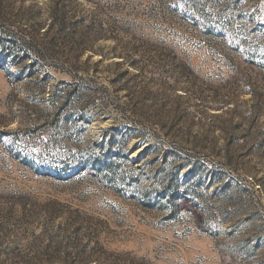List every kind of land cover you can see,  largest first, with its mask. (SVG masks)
Listing matches in <instances>:
<instances>
[{
	"label": "rangeland",
	"instance_id": "rangeland-1",
	"mask_svg": "<svg viewBox=\"0 0 264 264\" xmlns=\"http://www.w3.org/2000/svg\"><path fill=\"white\" fill-rule=\"evenodd\" d=\"M50 9L55 56L0 44V264H264V0H0L1 34Z\"/></svg>",
	"mask_w": 264,
	"mask_h": 264
},
{
	"label": "trees",
	"instance_id": "trees-1",
	"mask_svg": "<svg viewBox=\"0 0 264 264\" xmlns=\"http://www.w3.org/2000/svg\"><path fill=\"white\" fill-rule=\"evenodd\" d=\"M67 20V14L63 9H50V12L47 15V21L44 24L39 23L34 26V30L30 33L20 32L19 39L14 38V34L10 31L8 34H1L2 31H0V44L4 45L5 42L2 41V36L5 37L7 35L9 38L8 40L13 42L12 44H15L18 49L23 52L25 58H31V62L25 69L29 72V68L35 69L37 64H41V62L55 56L58 51L56 47L59 42L64 43L65 41H70L72 40V37H70L71 35H77V31L73 29L74 26L72 29L68 28ZM41 31L43 32L40 33ZM25 58H23L21 62ZM10 64L12 66H17L16 63ZM70 66L71 65L69 64L68 67ZM74 79L83 81L81 77L76 75L74 76ZM61 86H64V88ZM67 88L68 91H65L64 89ZM85 93H87L85 87L77 85L71 86L66 83L56 85V87L53 88V91L49 93L46 101H48L51 108L49 112V117L51 119H46L45 125L50 126L51 130L47 133L50 136V139L45 145H50L56 148L60 147L63 150L76 148V144L70 143L66 133L69 129H80L82 124L78 126V122H85L86 124L88 122L85 119L78 118V115L75 112V110L87 103L88 98ZM100 159V157H97L94 162H100ZM68 165L69 163H67V166ZM66 168L67 167H65V169L63 168V170H66Z\"/></svg>",
	"mask_w": 264,
	"mask_h": 264
}]
</instances>
